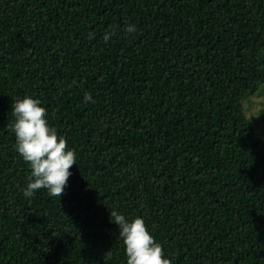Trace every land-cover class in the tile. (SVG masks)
Segmentation results:
<instances>
[{"label":"trees","instance_id":"trees-1","mask_svg":"<svg viewBox=\"0 0 264 264\" xmlns=\"http://www.w3.org/2000/svg\"><path fill=\"white\" fill-rule=\"evenodd\" d=\"M261 87L264 0H0V264H126L113 211L143 217L171 264H264L244 105ZM25 95L75 153L60 197L23 195Z\"/></svg>","mask_w":264,"mask_h":264},{"label":"clouds","instance_id":"clouds-1","mask_svg":"<svg viewBox=\"0 0 264 264\" xmlns=\"http://www.w3.org/2000/svg\"><path fill=\"white\" fill-rule=\"evenodd\" d=\"M136 31L134 24H128L125 32ZM106 31L103 40L113 36ZM90 92L84 100L92 101ZM11 110L14 116L10 128L15 136L14 147L19 156L29 164L30 174L23 188V195L31 197L36 190L46 189L50 196H61L72 175L76 163L75 153L67 147V140L59 135L47 120V109L38 98L30 95L13 100ZM110 221L118 227L122 238L126 264H171L163 247L148 230L143 217L127 218L123 213L113 211Z\"/></svg>","mask_w":264,"mask_h":264},{"label":"rangeland","instance_id":"rangeland-1","mask_svg":"<svg viewBox=\"0 0 264 264\" xmlns=\"http://www.w3.org/2000/svg\"><path fill=\"white\" fill-rule=\"evenodd\" d=\"M246 56L236 57V63H242L247 65L249 57ZM250 100V102H248ZM245 105V114L248 115V118L252 121L253 126L258 134V136L264 139V87L258 91L255 96L250 97L244 102Z\"/></svg>","mask_w":264,"mask_h":264}]
</instances>
